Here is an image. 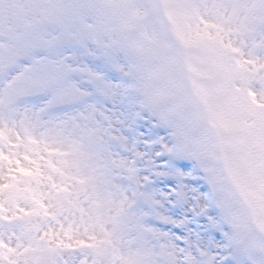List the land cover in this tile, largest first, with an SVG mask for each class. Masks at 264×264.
Instances as JSON below:
<instances>
[{
  "label": "snow or ice",
  "instance_id": "snow-or-ice-1",
  "mask_svg": "<svg viewBox=\"0 0 264 264\" xmlns=\"http://www.w3.org/2000/svg\"><path fill=\"white\" fill-rule=\"evenodd\" d=\"M193 11L198 15V9ZM203 23L205 49L212 54V62L228 86L212 85L199 90L201 107L187 128H178L172 119L162 123L155 115L149 116L145 102L131 90L133 86L122 87L103 55L90 60L87 71L78 72L67 58H54L58 41L34 37L22 42L8 62L14 72L8 81L11 85L8 103L39 97L44 99V107L39 112H46L101 101L111 109L104 113L108 119L95 116L94 111L83 115L82 119L88 122L83 139L91 142L109 131L105 128L101 132L93 126V117L101 125L111 123L110 131L115 133L118 129L122 138L120 143L124 147L116 144L119 155L127 160H112V154L102 149L99 154L103 159L96 162L97 167L82 174L83 167L93 161L83 150L82 143L70 141L60 132L37 139L32 127L24 128L23 137L15 133L13 141L11 130L0 122V145L7 144L10 149L8 152L0 149V211H3L5 196L12 199L26 190L21 188L22 183L39 181L41 152H45L49 157L59 158V166L51 159L46 160L48 167L61 175L75 172L74 179L80 190H91L96 204L107 199L100 187L111 182V173L127 172L130 180L121 181L127 184L125 196L116 205L115 214L108 218L111 229L106 230V237L111 240L127 225L134 228L140 255L127 264H158L157 257L160 264H176L177 257L181 264H241V256L257 264V254L264 255V88L257 93L253 87L256 82L264 84V63H260L256 54L260 45H253L249 59L240 61L236 56L243 55L242 48L235 46L230 37H240L243 42L245 35L231 28L228 14L218 12L213 21ZM80 42L81 50L91 49L87 36H82ZM249 65L259 67L249 71ZM208 79L214 80L215 74L209 73ZM101 81L116 85L110 98L101 95ZM121 91L125 93L123 96ZM238 111L244 112L247 119L235 120L231 114ZM39 112L36 113L37 123H40ZM205 125L222 142H231L234 132L242 129L257 134L259 143L255 145V152H241L231 144L239 155L226 162L227 176L219 175L213 165L203 164L204 175H197L192 161L206 158L203 141L197 153L189 151L187 142L191 133ZM165 129L171 130V140L165 135ZM108 144L111 146L113 142L108 141ZM133 177L139 180L138 185L132 184ZM250 177L256 178V182H250ZM229 181L251 211V224L233 212L235 197L226 187ZM205 183L212 192V200L204 191ZM59 191L67 190L60 188ZM33 199L38 208L44 207L40 199ZM213 207L232 228L231 234L225 233L227 241L223 243L219 241L222 224L213 214ZM137 208L139 214L135 211ZM33 251L38 252L39 248ZM13 255L15 249L0 240V264H18L12 259ZM41 260L39 255H34L32 264H41Z\"/></svg>",
  "mask_w": 264,
  "mask_h": 264
},
{
  "label": "rangeland",
  "instance_id": "rangeland-1",
  "mask_svg": "<svg viewBox=\"0 0 264 264\" xmlns=\"http://www.w3.org/2000/svg\"><path fill=\"white\" fill-rule=\"evenodd\" d=\"M132 1L137 2L138 6L135 5L130 10L128 3ZM163 2L164 7L162 10L165 18L176 27L178 21L187 15V10L180 6L190 2V0H164ZM195 2L206 6L210 5L213 16L218 12H226L231 18V28L244 35H253L261 26H264L261 21L259 23V20L264 18V0H195ZM159 5L157 0H148V2L146 0H0V56H2L0 58V78L13 72L8 66L9 58L13 53L11 47L19 46L22 42L34 37L48 41H58L56 53L54 54L56 59L67 58L68 63L79 72L87 71L88 62L95 59L97 55H103L105 62L117 75L122 87L125 85L133 86L131 90L135 92L141 101H143L142 97H149L154 104L164 105L170 101L173 103L171 107L172 120L175 121L180 118L175 121L176 126L182 128L177 122L189 126L199 108L193 112L191 111V113L190 111L187 112V107L190 106L192 100L189 96L190 89L185 86L187 83L184 79L186 66L181 67L173 58L166 56L169 48V45L165 43L167 28L161 22L162 16L159 13ZM214 5L225 7L217 9L213 7ZM208 10L206 8V11ZM28 18H31V21H28ZM117 21L124 23V27L126 24L136 26V28L140 25L139 31L133 32L134 37L136 32L141 37L136 44L138 47L135 45V47L128 48V46H124L123 48L121 44L116 42L117 34L118 38L122 40L128 38L127 34L130 36L132 33L127 32L130 30H122L123 26L118 29ZM143 25L145 28L141 30ZM55 31L58 32L51 35ZM82 36L88 37V44L91 45V49L84 48L81 50L80 38ZM49 37H51V40H49ZM65 37H70V39ZM2 40L7 45L2 43ZM1 45L10 47L7 51L11 55H6V49L4 48L3 52ZM159 45L163 47L150 50L153 47H159ZM136 48L142 56H145L144 63L136 58V54H134ZM149 63L153 64L156 74L145 78L139 77V82V70ZM160 69L162 71L158 73L157 71ZM177 72L183 74L182 88L186 89L183 96L177 93L173 80ZM193 72L196 77L200 76L202 79L211 81L208 79L209 73L201 67L194 65ZM93 79L96 78L93 77ZM206 82H202L204 86H199V90L209 86ZM115 88V84L100 82V91L104 98H110ZM1 92L2 89H0V108H3L9 103L8 95H2L3 92ZM124 94V91H121L120 95L123 96ZM92 105H98V107H92ZM93 111L95 116L106 120L108 118L105 117L104 113L111 111V109H108L101 101H92L90 104L78 106L65 114V120L62 123L70 125V130L63 135L70 141L82 143L83 150L92 157H98L99 160L103 159V156L99 154L102 149H106L107 152L112 154V160H127V157L119 155L116 144L120 143L122 138L118 129L115 133L110 131L113 127L111 123L101 125L93 117L91 122L93 126L101 132L105 128L109 131L106 135L96 136L91 142L83 139L84 129L88 122L83 120L82 116ZM234 119L243 121L247 117L244 112L238 111ZM212 133L214 132L212 131ZM204 136L202 140L209 146V150L205 152L206 158L214 161L213 152L215 151L213 147L215 143L209 141L207 135ZM108 141H112L113 144L109 146ZM258 143L257 134L237 129L228 145L229 155L233 157L227 156V160L239 155L231 144H235L241 152H255V145ZM120 147H124L122 143H120ZM127 150L129 149L125 148V151ZM128 163L131 164V161ZM111 176V182L104 185H111L114 192L102 191L107 199L96 204L97 208L102 210L108 218L115 214L116 205L125 196L127 184H122L121 181L127 182L130 180L126 171H113ZM131 182L134 186L139 184V180L134 177L131 178ZM135 211L139 214L138 208ZM135 235L132 225H127L125 230L111 240L106 238L101 242L107 247H98L97 250L101 254L108 252L114 257H118L122 264H127L129 260L140 255V246L136 243ZM121 249H124V251L122 252Z\"/></svg>",
  "mask_w": 264,
  "mask_h": 264
},
{
  "label": "clouds",
  "instance_id": "clouds-1",
  "mask_svg": "<svg viewBox=\"0 0 264 264\" xmlns=\"http://www.w3.org/2000/svg\"><path fill=\"white\" fill-rule=\"evenodd\" d=\"M182 6L187 10V15L178 21L175 29H169L167 37L169 48L166 56L173 58L181 67L184 64H193L208 73L215 74L214 80L206 82L209 86L227 87V81L222 73L217 72L211 59L212 54L205 49L202 41L205 31L203 21L214 20L210 11L211 6L197 3L195 0H190ZM206 8L209 10L206 11ZM193 9L199 10L198 15ZM165 24L167 25V21ZM230 39L234 41L235 46L241 47L243 51V55L236 56V59L240 61L249 59L248 53L252 50L253 45H260L256 49V54L260 63H264V26H261L253 35H245L243 42L240 37L233 36ZM258 67L259 65L248 66L249 71H256ZM12 75L14 72L0 78V89H7L8 81ZM173 80L177 93L183 96L186 93V89L182 88L183 74L177 72ZM236 83L239 84V81ZM253 87L259 93L264 88V84L256 82ZM142 99L147 105L149 116L155 115L162 123L167 119H172L171 105L154 104L149 97H142ZM43 107V98L25 97L0 108V122L6 124L7 128L11 130V140H16L15 133H19L23 137L25 127H32V134L37 139H40L42 135L47 138L54 132L62 134L69 132L70 125L62 123L65 120L67 109L57 108L39 112ZM37 112H39L40 123L36 121ZM231 115L234 118L236 113ZM177 124L182 126V122H177ZM201 134L207 135L211 142H215L212 131L206 125L201 126L190 134L187 142L189 151L198 152L195 141ZM165 135L169 140L172 139L170 129H165ZM0 149L5 152L10 150L7 144L0 145ZM41 157L39 181L22 183L21 188L26 190L12 199L5 196L3 211H0V240L6 246L15 249L12 259L18 261V264H32V257L39 255L42 258L41 264H122L118 257H114L108 252L101 254L97 250L96 245L107 247L101 242L107 238L106 230L111 229V224L107 222L108 216L97 208L94 198L90 195L91 190L88 192L80 190V186L74 179L77 175L75 172L70 175H61L48 167L45 162L48 159L59 166L58 157H49L45 152H41ZM97 161L99 158L94 156L93 161L83 167L82 174L92 172L97 167ZM202 164L213 165L219 175L226 176L221 164L210 162L204 157L194 158L192 161L197 175H204ZM96 174L99 175V171ZM249 180L252 183L256 182L254 177H250ZM226 187L235 197L233 212L251 224V211L243 203L235 186L229 181L226 183ZM60 188L67 191L61 192ZM100 191L114 192V189L111 185H101ZM204 191L207 193L208 199L212 200V192L206 183ZM33 197L40 199L44 207L38 208ZM212 211L222 224L219 241L226 242L225 233L231 234L232 228L223 221L214 207ZM252 226L254 228V225ZM257 237L260 238L259 233H257ZM58 241L68 247L58 246ZM80 241L84 243L80 244ZM37 247L39 251L34 252L33 249ZM121 251L123 252L124 249ZM156 259L160 264V258ZM240 260L241 264H251L247 257L241 256ZM256 261L257 264H264V255L257 254ZM176 264H181L179 257H177Z\"/></svg>",
  "mask_w": 264,
  "mask_h": 264
}]
</instances>
